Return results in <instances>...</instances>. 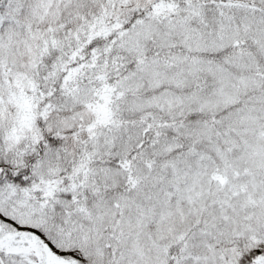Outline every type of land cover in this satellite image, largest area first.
Listing matches in <instances>:
<instances>
[{"label": "snow or ice", "instance_id": "1", "mask_svg": "<svg viewBox=\"0 0 264 264\" xmlns=\"http://www.w3.org/2000/svg\"><path fill=\"white\" fill-rule=\"evenodd\" d=\"M0 264H264V0H0Z\"/></svg>", "mask_w": 264, "mask_h": 264}]
</instances>
